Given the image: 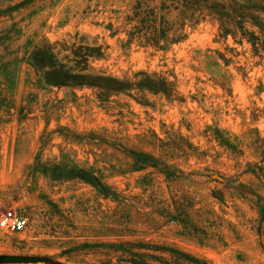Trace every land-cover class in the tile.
Returning a JSON list of instances; mask_svg holds the SVG:
<instances>
[{
  "label": "rangeland",
  "instance_id": "1",
  "mask_svg": "<svg viewBox=\"0 0 264 264\" xmlns=\"http://www.w3.org/2000/svg\"><path fill=\"white\" fill-rule=\"evenodd\" d=\"M260 205L264 0H0V254L264 264Z\"/></svg>",
  "mask_w": 264,
  "mask_h": 264
},
{
  "label": "water",
  "instance_id": "2",
  "mask_svg": "<svg viewBox=\"0 0 264 264\" xmlns=\"http://www.w3.org/2000/svg\"><path fill=\"white\" fill-rule=\"evenodd\" d=\"M64 264L50 257L37 255L0 254V264H25V263Z\"/></svg>",
  "mask_w": 264,
  "mask_h": 264
},
{
  "label": "built area",
  "instance_id": "3",
  "mask_svg": "<svg viewBox=\"0 0 264 264\" xmlns=\"http://www.w3.org/2000/svg\"><path fill=\"white\" fill-rule=\"evenodd\" d=\"M27 219L13 212H8L0 217V227L9 231H20L26 227Z\"/></svg>",
  "mask_w": 264,
  "mask_h": 264
},
{
  "label": "trees",
  "instance_id": "4",
  "mask_svg": "<svg viewBox=\"0 0 264 264\" xmlns=\"http://www.w3.org/2000/svg\"><path fill=\"white\" fill-rule=\"evenodd\" d=\"M259 210H260V223H261L259 234L263 235L264 234V205H260Z\"/></svg>",
  "mask_w": 264,
  "mask_h": 264
}]
</instances>
